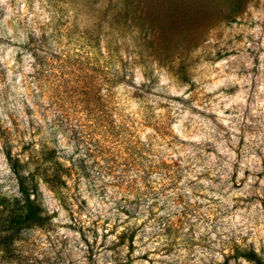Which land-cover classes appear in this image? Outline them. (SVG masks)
<instances>
[{
    "label": "rangeland",
    "instance_id": "rangeland-1",
    "mask_svg": "<svg viewBox=\"0 0 264 264\" xmlns=\"http://www.w3.org/2000/svg\"><path fill=\"white\" fill-rule=\"evenodd\" d=\"M75 52L112 81L117 124L150 141L138 165L103 175L67 129ZM2 142L42 215L0 264L264 257V0H0V230L19 197ZM157 160L167 166L151 170ZM125 227L132 249L115 247Z\"/></svg>",
    "mask_w": 264,
    "mask_h": 264
},
{
    "label": "trees",
    "instance_id": "trees-1",
    "mask_svg": "<svg viewBox=\"0 0 264 264\" xmlns=\"http://www.w3.org/2000/svg\"><path fill=\"white\" fill-rule=\"evenodd\" d=\"M28 46L27 51L34 50L32 42L29 41ZM75 53L65 54V104L70 105V114L65 112L67 129L73 132L77 145L83 148L87 164L91 161L103 175H110L116 168L126 170L138 165L145 156H150L147 152L150 150L149 139V143L140 140L130 131L131 129L123 124H117L114 119L117 118L113 114L114 109L108 105V91L111 89L112 81L98 74L94 66V57H90L88 53ZM102 87L106 89L104 95L100 94ZM72 120L75 124H72ZM96 136L100 137L97 139ZM1 147L19 187V197L13 200L12 208L6 210L0 230L3 233L0 236V250L7 256L21 230L26 228L28 223H31L29 227L36 223L39 225L42 213L36 202L30 199L29 192L25 188L26 172L23 170L24 160L20 158L21 154H13L10 142H2ZM83 162L86 163L84 160ZM165 166L167 164L163 160H157L149 167L151 170H158ZM88 167L90 168V165ZM68 173L69 168L65 167V186ZM44 175L41 176V180L47 186L56 188L54 180ZM176 197L180 200L179 196ZM168 227L162 226L158 232H166ZM78 231L84 236L81 229ZM133 233L129 227L117 232L114 237L115 247L132 249ZM233 257L237 260L241 258L249 264H264V257L254 250L243 249V252H236Z\"/></svg>",
    "mask_w": 264,
    "mask_h": 264
}]
</instances>
